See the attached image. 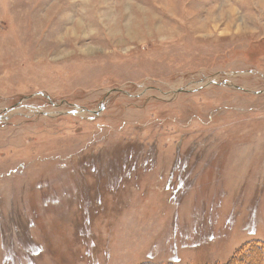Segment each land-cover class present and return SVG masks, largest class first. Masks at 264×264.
<instances>
[{"label":"rangeland","instance_id":"rangeland-1","mask_svg":"<svg viewBox=\"0 0 264 264\" xmlns=\"http://www.w3.org/2000/svg\"><path fill=\"white\" fill-rule=\"evenodd\" d=\"M263 3L0 0V264H264Z\"/></svg>","mask_w":264,"mask_h":264},{"label":"trees","instance_id":"trees-1","mask_svg":"<svg viewBox=\"0 0 264 264\" xmlns=\"http://www.w3.org/2000/svg\"><path fill=\"white\" fill-rule=\"evenodd\" d=\"M260 244H264V243H263V242H262V243H260V242H259V245H260ZM257 246H258V245H257ZM257 246H256V247H257ZM251 247H252V246H251ZM251 247H250V248H251ZM247 248L249 249V245H248V247H247ZM227 264H228V263H227Z\"/></svg>","mask_w":264,"mask_h":264},{"label":"bare ground","instance_id":"bare-ground-1","mask_svg":"<svg viewBox=\"0 0 264 264\" xmlns=\"http://www.w3.org/2000/svg\"><path fill=\"white\" fill-rule=\"evenodd\" d=\"M264 4V3H263Z\"/></svg>","mask_w":264,"mask_h":264}]
</instances>
